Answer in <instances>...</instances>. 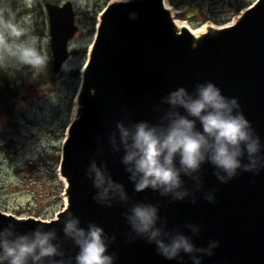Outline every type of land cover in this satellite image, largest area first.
<instances>
[{"label":"water","instance_id":"obj_1","mask_svg":"<svg viewBox=\"0 0 264 264\" xmlns=\"http://www.w3.org/2000/svg\"><path fill=\"white\" fill-rule=\"evenodd\" d=\"M43 6L51 67L58 72L69 56L68 42L78 30L75 11L71 0H45ZM130 13H136V18L131 19ZM80 70L58 165L64 180V207L49 220L29 216L18 221V216L0 210V230L9 224L15 225L18 234L37 227L55 229L64 258H72L75 264L78 249L62 231L71 213L82 227L94 223L109 237L115 236L108 249L115 254L114 264H193L186 254H181L182 260H168L156 252L154 244L132 239L135 233L124 213L134 203H151L159 208L161 218H167L169 230L191 236L196 246L219 241L213 255L201 257V264H264V168L259 173L241 171L221 183L214 167L205 163L200 189L182 175L196 202L191 197L172 201L152 189L136 192L121 163L123 151L114 153L108 143L125 114L126 124L159 123L168 108L160 104L162 97L181 86L192 92L196 84L212 82L223 95L238 99L243 115L264 144V0H253L229 24H209L197 32L178 23L165 0H108L98 12ZM197 128L202 131L199 121ZM93 159L106 164L112 178L125 186L130 197L127 204L113 202L107 207L96 202L97 190L86 175ZM208 192L215 193V203L205 198ZM188 224L198 225L200 232L191 233L185 227Z\"/></svg>","mask_w":264,"mask_h":264},{"label":"clouds","instance_id":"obj_2","mask_svg":"<svg viewBox=\"0 0 264 264\" xmlns=\"http://www.w3.org/2000/svg\"><path fill=\"white\" fill-rule=\"evenodd\" d=\"M22 3L30 9L34 0H22ZM130 18L135 19L136 13H130ZM30 23L27 16L17 21L11 11L6 15L0 10V67L7 66L9 61L33 69L47 66L49 58L38 50L37 38L28 27ZM160 104L168 108L159 123L141 120L126 124L125 114L108 137L114 153L123 151L121 163L130 174L136 192L152 189L161 196H170L172 201L191 197L195 203L194 191L184 186L182 175L194 180L195 189H200L205 163L214 167V175L221 183L229 182L241 171L259 173L264 168V144L243 115L238 99L223 95L214 83H198L192 92L178 87L162 97ZM197 121L202 131L197 128ZM86 175L97 190L93 197L97 203L111 207L113 202L130 201L125 186L112 178L106 164L93 159ZM205 198L215 203L214 192L206 193ZM124 215L135 233L132 239L142 238L154 244L156 252L168 260H182L183 253L190 256L193 264H201V257L213 255L219 246V241L210 240L206 247H198L191 236L169 230L167 218H161L159 208L151 203H134ZM185 227L193 234L200 232L196 224ZM62 231L78 249L75 264H114L115 254H110L108 249L115 236L109 237L102 227L94 223L82 227L79 218L68 213ZM61 243L55 229L37 227L18 234L15 225L9 224L0 230V264H73L72 258H64Z\"/></svg>","mask_w":264,"mask_h":264},{"label":"rangeland","instance_id":"obj_3","mask_svg":"<svg viewBox=\"0 0 264 264\" xmlns=\"http://www.w3.org/2000/svg\"><path fill=\"white\" fill-rule=\"evenodd\" d=\"M71 1L78 30L68 42L70 52L61 70L53 81L37 84V76L44 74L46 68L35 69L19 82L17 94L12 99V114L0 111V210L18 217L49 220L65 204L64 182L58 173L61 141L73 114L80 69L95 32L97 15L94 31L93 16L108 0ZM238 1L165 0V3L176 19L185 20L191 28L198 29L232 22L253 0H241L242 5L236 10ZM192 12L195 13L191 19L185 18ZM35 13L24 10L15 18L17 21L25 16L30 18L28 27L35 33L31 35L37 38L38 50L47 55L48 24L46 31L38 34L43 26L40 19L34 24ZM202 17L204 19L199 20Z\"/></svg>","mask_w":264,"mask_h":264},{"label":"trees","instance_id":"obj_4","mask_svg":"<svg viewBox=\"0 0 264 264\" xmlns=\"http://www.w3.org/2000/svg\"><path fill=\"white\" fill-rule=\"evenodd\" d=\"M45 0H34V5L32 8H26L24 7L22 0H0V10H4L5 14L7 15L8 11H11L15 16L19 14V12H24L25 11H34L36 12L34 17H35V22L34 24H37L38 19H40L42 29L37 32L38 34H41L42 32L46 31L47 28V22H46V13L45 9L43 8V3ZM53 2H58V0H50ZM242 5V1H238L235 4V9H239L240 6ZM102 8V7H101ZM100 8V9H101ZM98 9L93 16V28L92 30L94 31V22H96V15L100 11ZM195 12L189 13L185 15V18L191 19L192 16L194 15ZM198 17V16H197ZM196 17V18H197ZM195 18V19H196ZM204 19L202 17L199 20ZM31 34H35L33 32H30ZM47 56H48V63L47 66L45 67L46 70L44 74L40 73V75L37 76L36 83H44V82H49L53 81L55 79L56 73L53 71L51 67V51L50 48L47 47ZM35 69L28 67V66H20L16 64L15 61H9L7 66L5 67H0V111L4 114L11 115L12 114V99L14 96L17 94L18 90V84L21 82L25 76L33 74ZM59 72V71H58ZM44 75V77H42ZM72 98L70 99V105H71Z\"/></svg>","mask_w":264,"mask_h":264},{"label":"bare ground","instance_id":"obj_5","mask_svg":"<svg viewBox=\"0 0 264 264\" xmlns=\"http://www.w3.org/2000/svg\"><path fill=\"white\" fill-rule=\"evenodd\" d=\"M176 21L178 22V23H180V24H186V25H188L187 24V22L185 21V20H182V19H176ZM190 27V26H189ZM191 28V27H190ZM203 28H198V29H194V28H192V30H193V32H197V31H199V30H202Z\"/></svg>","mask_w":264,"mask_h":264},{"label":"flooded vegetation","instance_id":"obj_6","mask_svg":"<svg viewBox=\"0 0 264 264\" xmlns=\"http://www.w3.org/2000/svg\"><path fill=\"white\" fill-rule=\"evenodd\" d=\"M57 157V156H56Z\"/></svg>","mask_w":264,"mask_h":264}]
</instances>
